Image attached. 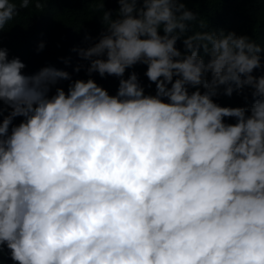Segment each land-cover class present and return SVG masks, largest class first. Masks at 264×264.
<instances>
[{
	"label": "clouds",
	"instance_id": "9594fccd",
	"mask_svg": "<svg viewBox=\"0 0 264 264\" xmlns=\"http://www.w3.org/2000/svg\"><path fill=\"white\" fill-rule=\"evenodd\" d=\"M53 2L0 0V34ZM92 2L102 31L72 49L86 80L25 74L0 36V264H264V46L193 32L201 0Z\"/></svg>",
	"mask_w": 264,
	"mask_h": 264
},
{
	"label": "trees",
	"instance_id": "16d2710c",
	"mask_svg": "<svg viewBox=\"0 0 264 264\" xmlns=\"http://www.w3.org/2000/svg\"><path fill=\"white\" fill-rule=\"evenodd\" d=\"M187 6L198 14V19L190 22L193 32L222 28L225 31H235L238 35H248L256 43L264 46V3L256 2V0H209L205 3L201 0L199 3H188ZM118 7L115 3L105 4V10ZM103 15L104 9L98 2H92V0L87 3H81L79 0H57L40 10L30 5L28 9L20 10V13L5 26V32L0 36H2L3 46L9 50V58L18 56L26 64L25 74L34 73L45 66H54L69 72L73 79L86 80L88 76L84 69H81L79 73L73 70L77 65H87L88 62L82 60L72 49L89 46L91 42L84 39L86 34L93 38L99 36L102 31ZM201 21L204 24L203 28L200 27ZM75 30L80 31L77 33ZM41 41L45 43V48L38 52L37 46ZM176 46L183 50L181 42L178 41ZM261 57L264 63V52L261 53ZM64 60L69 62L65 64ZM134 70L140 74L141 81L146 86L149 83L143 76L146 66L137 65ZM254 74L261 73L256 71ZM92 78L110 94H115L118 87L116 77L102 79L94 73ZM68 83V81H61L58 86H63L67 91ZM154 90L155 85H152L151 89L146 87V92L154 94ZM214 99L221 106L243 105L242 98L235 93L232 97L221 95ZM7 111L6 109L5 115ZM21 119L22 117L16 118L14 123L18 124ZM227 122H234V120H227ZM4 264H13V262L4 257Z\"/></svg>",
	"mask_w": 264,
	"mask_h": 264
}]
</instances>
